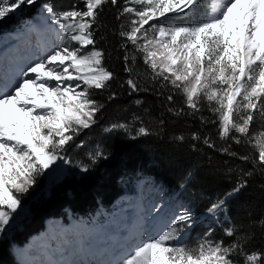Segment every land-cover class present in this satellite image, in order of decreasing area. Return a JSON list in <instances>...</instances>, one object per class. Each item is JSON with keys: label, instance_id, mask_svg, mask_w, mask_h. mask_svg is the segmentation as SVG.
Masks as SVG:
<instances>
[{"label": "snow or ice", "instance_id": "snow-or-ice-1", "mask_svg": "<svg viewBox=\"0 0 264 264\" xmlns=\"http://www.w3.org/2000/svg\"><path fill=\"white\" fill-rule=\"evenodd\" d=\"M35 2L0 0V19ZM81 3L82 8L73 4L61 11L45 3V18L56 26L59 43L28 62L16 79L0 83V232L38 175L58 160L71 163L63 153L83 130L96 123L97 114L104 108L93 98L92 90L110 91L115 79V73L105 67V51L97 47L100 13L109 3L118 9L116 20L125 21L119 36L123 71L128 78L121 87L127 85L131 92L155 90L167 101V111L173 116L212 124L221 140L250 146L256 154L240 155L231 151V145L220 150L251 161L253 169L264 172V131L252 129L257 113L264 119V0H214L210 12L179 24L169 23L168 18L193 12L201 0ZM138 58L143 60V73L137 70ZM177 96L182 97L179 106ZM115 98L116 92L111 91L108 99ZM205 110L210 117L204 115ZM136 122L138 126L133 127ZM117 129L133 139L154 134L137 115L131 123H113L104 131ZM192 138L198 140L200 136L193 133ZM175 139L182 141L184 137ZM203 140L209 148L216 147L210 137ZM102 157L99 150L89 153L92 164ZM77 167L87 172L90 165ZM246 183L239 182L225 197L212 202L207 213L212 216L220 212L227 197ZM191 223L192 213L182 208L162 225L132 237L109 264H261L264 259L247 251L251 237L238 234L235 225L223 229L225 237L233 238L230 242L206 233L189 243L184 237Z\"/></svg>", "mask_w": 264, "mask_h": 264}, {"label": "trees", "instance_id": "trees-1", "mask_svg": "<svg viewBox=\"0 0 264 264\" xmlns=\"http://www.w3.org/2000/svg\"><path fill=\"white\" fill-rule=\"evenodd\" d=\"M41 3L54 6L56 11L66 10L73 4L83 7L79 0H36L23 11L18 25L29 21ZM117 12L118 9L109 3L104 5L99 17L101 26L97 32V47L105 51V67L115 73L110 91L92 90L93 98L104 108L97 114L96 123L83 130L63 153L71 163L89 164V173L83 177L65 175L54 181L37 176L36 183L20 196L21 204L26 205L24 226L10 237L0 235V264H17L14 248L39 234L47 219L66 221L73 217L87 221L96 211L109 208L126 188L132 191L133 185L145 178L164 190L178 187L198 155L199 161L185 186L184 196L192 201L196 215L201 219H195L186 229L185 241L194 243L210 233L230 242L233 238L225 237L223 229L226 225H235L238 234L247 233L251 237L246 245L247 251L264 257V224L261 223L264 221V172L253 169L251 161L229 156L220 149L231 145V151L240 155L254 153V150L246 144H234L230 139L221 140L212 124L202 125L198 119L173 116L167 111V101L158 97L155 90L131 92L127 85L121 87L128 75L123 71L122 39L119 36L120 25L125 21L116 20ZM18 25L0 28V34L11 32ZM144 69L143 60L138 58L137 70L143 73ZM111 91L116 92L113 100L108 99ZM175 103L177 106L182 104V97H175ZM133 115L140 116L154 134L133 139L131 135L121 133H103L113 123H131ZM204 115L210 117L211 113L205 110ZM132 126L137 127L138 122ZM193 133L200 139L194 140ZM177 136L184 139L176 140ZM204 136L210 137L216 147L209 148L204 143ZM95 150L101 151L103 157L92 164L89 153ZM246 172H252V175L245 176ZM243 181L247 182L246 186L227 197L224 208L215 214H223L227 222L214 233L212 226H205L207 217H210L207 207ZM240 260L242 262L243 258Z\"/></svg>", "mask_w": 264, "mask_h": 264}, {"label": "rangeland", "instance_id": "rangeland-1", "mask_svg": "<svg viewBox=\"0 0 264 264\" xmlns=\"http://www.w3.org/2000/svg\"><path fill=\"white\" fill-rule=\"evenodd\" d=\"M79 1L81 2V0ZM213 2L214 0H201L200 5L193 12L187 15L183 13L174 14L168 18V22L179 24L198 20L206 11H211ZM44 4H39L30 21L21 25L18 24L22 21L23 11L31 6L25 5L18 11L0 19V28L18 25L11 32L4 31L0 34V56L3 55L4 51H10L12 48V52L16 48L14 54H11L10 57L9 55L5 56L1 60L0 83L16 79V74L28 62L37 59L46 48L59 43L56 26L45 18ZM36 18L40 19L39 27L34 26V24L32 26L33 19ZM42 20L44 23L41 22ZM11 36L15 37V42L7 40ZM42 42L46 43V48H39ZM20 47L24 48L20 49ZM37 54L38 56H36ZM7 63L9 67L6 68ZM5 64L6 66H4ZM252 129L254 132L264 131V119L260 118L258 113ZM103 133H121L129 136V133L122 129L112 132L103 130ZM199 158L200 155L191 163L180 185L174 189L164 190L153 184L150 179H144L134 184L132 191L126 188L124 193L109 208L96 212L88 221L80 222L71 218H68L65 222L59 220L45 221L42 232L30 237L20 248L14 249L17 264H60V258L65 259V263L62 261V264H85L82 262L83 253L87 260L86 264H109V261H114L119 250L130 240V237H126L124 234V227L126 228L124 224L127 218L135 219L139 223V232L152 228L154 225H162L182 208L190 210L192 221L201 219V216L196 215V207L192 204V201L184 196L185 186L191 179ZM77 165L82 164L78 162L65 164L63 161L58 160L50 169L42 175H38V177L45 181H54L65 175L83 177L89 173V170L81 172ZM25 211L26 205L20 204V207L13 213L12 219L5 226V230L0 232V235L10 237L18 232L24 226ZM225 222H227V219L223 214L221 216L212 215L207 217L205 226H212V231L215 233L222 229V224ZM132 237L134 236L132 235ZM211 237L220 239L216 238V234H211ZM106 249H108V252ZM94 253H99V256L93 260L94 256L90 255ZM73 257L75 261L72 260ZM57 259L58 261H56Z\"/></svg>", "mask_w": 264, "mask_h": 264}, {"label": "bare ground", "instance_id": "bare-ground-1", "mask_svg": "<svg viewBox=\"0 0 264 264\" xmlns=\"http://www.w3.org/2000/svg\"><path fill=\"white\" fill-rule=\"evenodd\" d=\"M40 20V19H39ZM38 20V18H36V19H33V22H32V26H33V24H34V26H36V27H39V25H40V21ZM42 23H44V21L42 20L41 21ZM50 25V24H49ZM48 25V26H49ZM55 26V25H54ZM30 27H31V25H30ZM55 28V27H54ZM56 38V37H55ZM7 40H9V41H12V42H15V37L14 36H11V37H8L7 38ZM6 41V40H5ZM19 42V41H18ZM21 42V41H20ZM13 44V43H12ZM24 46V45H23ZM47 46H46V43L44 42H42V43H40V47L39 48H41V49H43V48H46ZM14 48V47H13ZM22 48H24V47H20V49H22ZM38 49V48H37ZM11 50H12V48L10 49V51H4L3 52V55L2 56H0V72L2 71V67H1V60H2V58H4L5 56H8L9 55V57L11 56V54H14L15 52H16V48L11 52ZM0 51H1V48H0ZM6 52V53H5ZM36 56H38V54L36 55ZM36 56H34V57H36ZM8 62V61H7ZM4 66H6V64L4 65ZM7 67H9V64L7 63V66H6V68ZM3 73V72H2ZM136 206V205H135ZM136 208V207H135ZM126 220V219H125ZM62 226V225H61ZM124 226H126V228L124 227V234L126 235V237H130V239H131V237H132V235L133 236H136L138 233H139V223L138 222H136V220L135 219H131V218H127V221H125V224H124ZM79 241V240H78ZM40 245H41V243H39ZM41 247V246H40ZM105 248V247H104ZM41 249H43L42 247H41ZM106 251L108 252V249H106ZM84 252V251H83ZM37 255V254H36ZM73 255V254H72ZM90 256H94L93 257V260L94 259H96V258H98V256H99V253H94V254H92V255H90ZM101 257H103V256H101ZM74 258V257H73ZM63 259H64V257H63ZM65 260V259H64ZM64 260H62L61 258H60V261H59V263L60 264H62V261H64ZM73 261H75V258L74 259H72ZM56 261H58V259L56 260ZM82 262L83 263H85L86 264V262H87V260H86V257L84 256V253H83V257H82ZM64 263H65V261H64Z\"/></svg>", "mask_w": 264, "mask_h": 264}]
</instances>
